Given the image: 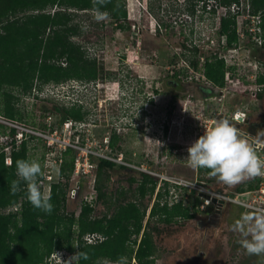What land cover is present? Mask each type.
<instances>
[{
    "label": "rangeland",
    "instance_id": "rangeland-1",
    "mask_svg": "<svg viewBox=\"0 0 264 264\" xmlns=\"http://www.w3.org/2000/svg\"><path fill=\"white\" fill-rule=\"evenodd\" d=\"M114 1L126 13V20L121 22L122 29L113 24L107 12L78 11L63 6L45 9L44 12L50 14L59 10L70 14V24L76 28V34L70 40L81 47L85 58L95 61L96 77L90 80L71 77L58 82H45L36 74L31 81V89L25 93L20 87L2 86L0 154L11 161L12 149L17 151L21 145L25 146L27 186L40 177L42 179L51 167V164H46L50 158L48 141L40 137H27L16 144V129L5 124L10 123L51 135L58 138L59 143L69 141L79 148L88 147L93 153H111V156L122 153L124 161L133 168L116 166L108 171L110 179L106 183L107 194L119 199H122L120 193L126 192L125 198L133 200L130 192L141 180V173L157 179L155 192L161 193L162 203L171 206L182 201V205L190 211L194 194L174 182L193 183L197 180L208 189L226 194L234 193L238 186L245 188L246 181L251 178L250 171L256 172L254 163L245 168L233 164L226 170L215 167L213 173L206 174L198 171L188 157L183 158V155H189V149L194 144V134L189 130V125L193 123L201 103L212 110H232V99L229 97L221 102H210L208 99L201 102L196 89V76L191 70L197 67L198 55L193 57L185 50L183 46L189 33L173 23L189 13L192 0ZM211 4L215 5L212 0ZM253 49L250 51L251 58L264 62V49ZM203 56L208 57V53ZM175 73L178 74L176 80L173 78ZM72 80L86 83L87 89H61L62 85L67 89L66 84ZM36 92L51 98L36 99ZM201 92L204 98L211 96L206 88H201ZM65 95L69 99L65 100ZM249 109L252 111L251 119L259 121V114L264 115V98L259 99L258 103L251 102ZM128 111L133 112L131 119L127 118ZM46 113H49L51 125L56 130L48 127ZM75 114L81 120H74L72 117ZM112 133L118 137L115 145L120 147V152L105 149ZM71 149L63 153L61 164L54 169L55 177L61 170L68 180L72 176L74 166L71 167L70 163L78 151ZM132 178L136 182L130 184L129 179ZM56 179L58 181L54 184L65 182L60 176ZM91 179H81L79 182L83 195L95 193L88 184ZM74 184L76 181H69L68 189H72ZM43 190L41 180L31 188L34 194L40 192L42 195ZM155 198L154 193L151 199L146 196L141 201L147 206V213ZM93 205L94 217L106 212L102 202H94ZM14 206H7L1 212L14 213ZM80 206L77 197L66 199L65 211L74 215L72 230L77 227ZM199 216L189 221L175 217L170 224L150 222L148 231L156 248L155 264H189L200 252L204 254L200 262L207 264H264V227L256 214L229 204L212 231L198 230L196 220ZM153 227L157 231L153 232ZM135 249L136 246H127L125 253L133 254ZM75 260L73 253L60 250L54 252L52 263L75 264ZM130 264L136 263L131 259Z\"/></svg>",
    "mask_w": 264,
    "mask_h": 264
},
{
    "label": "trees",
    "instance_id": "trees-1",
    "mask_svg": "<svg viewBox=\"0 0 264 264\" xmlns=\"http://www.w3.org/2000/svg\"><path fill=\"white\" fill-rule=\"evenodd\" d=\"M213 1L220 7L228 8L239 0ZM250 3L252 14L264 7V0H251ZM53 6L107 12L113 24L121 29V22L126 20L125 11H121L114 0H0V92L5 85L20 87L25 93L31 89V81L36 74L45 82H58L71 77L89 80L96 77L95 61L85 58L81 47L70 40L76 34L75 25L70 24V14L65 10L53 14L44 12L47 7ZM192 7H188L189 12ZM261 27V48L264 49V17ZM219 34L227 37L228 46L236 40L235 18L228 13L221 18ZM190 53L193 57L198 55L196 49L190 50ZM204 64L207 80L221 87L223 63L213 57H205ZM177 76L176 73L173 75L174 80ZM258 82L264 83V76ZM172 83L176 84L174 81ZM72 118L81 120L78 114ZM117 139L115 133L109 137L110 151H121L115 145ZM68 152L70 149H67ZM25 153L24 145L17 151L13 148L10 165H5V157L0 154V264H49V256L60 250L73 253L76 256L75 264H130L131 259L136 264H155V245L151 234L143 231L147 206L141 203L146 196L150 199L153 196L156 188L154 177L141 173V180L130 192L133 200L125 198L126 192H121L122 199H119L106 192V183L110 179L108 171L116 164L91 157L90 161L97 165L93 186L96 198L93 203L102 202L106 212L94 217V205L82 204L76 218L77 227L72 230L74 215L65 211L68 176L61 170L65 182L52 185L48 198L42 197L40 192L34 194L31 188L41 177L27 186ZM73 161L74 158L71 167ZM230 166L231 154L225 150L222 155L200 159L197 168L209 174L214 172L215 167L226 170ZM254 174L251 170L249 176L252 178ZM250 179L246 181L245 188L238 186L229 195L248 189ZM129 181L130 184L136 182L133 178ZM160 198L161 193H158L149 219L156 218L168 224L175 217L192 218L188 208L180 204L171 208L166 203L160 206ZM7 206L17 209L14 213L3 214L1 210ZM91 234L97 235L101 241H84V236ZM130 245L136 246V249L133 254L127 255L125 249Z\"/></svg>",
    "mask_w": 264,
    "mask_h": 264
},
{
    "label": "built area",
    "instance_id": "built-area-1",
    "mask_svg": "<svg viewBox=\"0 0 264 264\" xmlns=\"http://www.w3.org/2000/svg\"><path fill=\"white\" fill-rule=\"evenodd\" d=\"M250 2L251 0H239L238 3L223 8L215 2V5H210V0H192L189 5H193L192 11H188L187 15H182L181 20H175L173 23L189 33L186 35L185 50L190 52V50L196 49L198 51V64L194 70H191V73L196 76L197 84L195 86L201 97V102H205L207 99L210 102H221L227 97L232 99V110L229 112H225L223 108L215 110L210 109L208 106L205 108V105L201 103L195 113L193 123L189 125V130L194 134V144L189 149V155H183V158L188 157V160L197 167L200 159L219 156L225 150H229L231 166L237 164L245 168L254 163L256 172L250 179L249 188L235 195L213 191L208 189L203 182L197 180L193 183H174L181 188H188L189 192L194 194V201L200 210L209 208L211 213L217 214L227 205H235L256 214L257 220L264 227V138L261 136L260 131L256 132L250 128L255 121L251 119L252 111L249 109L251 102L258 103L259 99L264 98V83L258 82V79L264 76V62L253 60L250 55L253 48H261L263 45L261 25L264 17V7L258 13L252 14ZM227 13L235 18L236 40L230 46L227 44V37L219 34L221 18ZM160 28L158 25V29ZM204 53H208V57H213L214 60L223 63L224 74L221 87L214 86L205 77ZM183 63L188 68V65L185 62ZM66 85L67 89L63 85L61 89L66 91L70 88L71 90L82 89L85 91L88 87L86 83L76 80L69 81ZM201 88L208 89L211 96L204 98ZM46 91L50 90L46 89ZM34 95L36 99L46 100L51 98L44 96L45 94L42 92L39 94L36 92ZM64 98L67 100L69 96L65 95ZM46 114L48 127L56 130V127L51 125L49 113ZM5 124L16 129L17 133L14 136L16 144L21 143L27 137H40L48 141L50 158L48 157L46 164H51V167L41 179L42 184H44L43 197H48L51 185L58 181L56 178L59 176L62 178L61 171L56 173V177L54 176V169L58 164H61L62 155L67 152V149L71 151V148H74L78 151V155L73 161L72 176L68 180V183L69 181L71 183L76 181V184L72 189H68L66 199L72 200L77 197L79 205L86 203L92 206L96 197L94 192L83 195L79 187L81 179H91L92 177V184L90 182L88 184L93 189L95 180L93 178L97 165L95 162L90 161L91 157L112 162L116 166L133 168L124 161L122 153H116L114 156H111V153L97 154L89 150L88 147L73 146L69 141L59 143L58 138H53L46 133L29 130L16 124ZM108 148V142H106L105 149ZM173 152L175 153L176 150H173ZM5 163L10 165V159H5ZM16 209V207H13L14 211ZM89 240H87L89 243L92 242ZM53 257L54 253L47 259L49 264H53Z\"/></svg>",
    "mask_w": 264,
    "mask_h": 264
},
{
    "label": "flooded vegetation",
    "instance_id": "flooded-vegetation-1",
    "mask_svg": "<svg viewBox=\"0 0 264 264\" xmlns=\"http://www.w3.org/2000/svg\"><path fill=\"white\" fill-rule=\"evenodd\" d=\"M128 84H130V83H128ZM148 98V95L146 96V101L148 100L147 99ZM145 101V103H148V102H146ZM135 104V103H134ZM129 113H128V115H127V118H129V119H131L130 117H132V114H133V112H131V111H128ZM125 113H126V111H125ZM127 114V113H126ZM251 129H253L254 131H256V132H259L260 131V133H261V136L264 138V115L263 114H259V121H255L254 122V125L253 126H251L250 127ZM154 180L156 181V183H157V179L156 178H154ZM156 189V188H155ZM154 193H155V195H156V198H155V200H154V202H153V204H152V206L154 205V203H155V201H156V199H157V195H158V193H160L159 191H154ZM154 195V194H153ZM96 198V197H95ZM149 198V197H148ZM95 200V199H94ZM166 202H164V203H162L161 201H160V206H162L163 204H165ZM167 205H168V203H166ZM178 204H180V206L181 207H183V208H188V207H185L184 205H182V201H180V202H178ZM178 204H176V205H178ZM152 206L149 208V211H148V213H146V224H144L143 225V231L144 230H147L148 231V229H149V225H150V222H152V221H155V222H159V223H163V224H166V223H164V222H160V221H157L156 220V218L155 219H149V214H150V210H151V208H152ZM175 205H168V207H174ZM228 206V205H227ZM226 206V207H227ZM226 207H224V209L223 210H221V211H219L217 214H213V213H211V210L209 209V208H207V209H205V210H200L199 208H198V206L196 205V203H195V201H194V198H193V201H192V207L190 208V209H192V211H190L189 210V208H188V210H189V213L190 214H192L193 216H192V218H189V219H184V218H182V217H177V218H182V219H184V220H186V221H189V220H194L195 219V217H196V215H200L198 218H197V220H196V226H197V228H198V230H209V231H212V230H214L216 227H217V224H218V222L220 221V219H221V217H222V215H223V212H224V210L226 209ZM196 214V215H195ZM144 221H145V218H144ZM144 221H143V223H144ZM172 222V221H171ZM170 222V223H171ZM170 223H168V224H170ZM154 229H156V230H154ZM152 231L154 232V231H157V228L156 227H153V229H152ZM149 232V231H148ZM150 233V232H149ZM151 234V233H150ZM95 234H91V235H85L84 236V241H86L87 243H89L87 240H89V241H92V242H90V243H96V242H98V241H101V238H99L98 239V237H97V235H95ZM152 237V236H151ZM141 238V236L139 237V239ZM153 240V239H152ZM154 243V242H153ZM155 252H156V248H155ZM204 256V254L202 253V252H200L199 254H198V256H195L194 257V259L189 263V264H207L206 262H200V259L202 258ZM154 259H155V255H154ZM135 262V261H134Z\"/></svg>",
    "mask_w": 264,
    "mask_h": 264
}]
</instances>
